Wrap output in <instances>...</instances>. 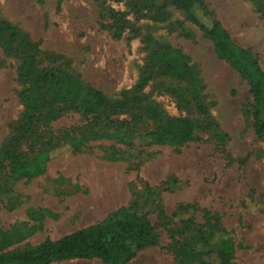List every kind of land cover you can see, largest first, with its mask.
I'll use <instances>...</instances> for the list:
<instances>
[{
	"label": "rangeland",
	"instance_id": "obj_1",
	"mask_svg": "<svg viewBox=\"0 0 264 264\" xmlns=\"http://www.w3.org/2000/svg\"><path fill=\"white\" fill-rule=\"evenodd\" d=\"M204 3L264 70V7L253 0ZM0 23L18 33L9 45L0 35V251L56 240L123 206L159 237L123 264H191L199 228H208L202 226L207 210L233 231L234 264H264V137L255 136L245 113L252 102L248 85L181 10L166 0H0ZM33 44L39 69L68 70L114 101L135 93V101L157 107L163 121L189 117L205 128L181 145L137 138L132 146L103 139L79 151L59 148L43 173L14 179L11 158L2 152L31 155L36 149L21 133L29 83L20 73ZM159 47L179 50L194 80L179 79L154 61ZM75 122L77 115L68 114L52 126ZM109 183L122 195L111 204L103 199ZM181 203L197 209L177 216Z\"/></svg>",
	"mask_w": 264,
	"mask_h": 264
},
{
	"label": "trees",
	"instance_id": "obj_2",
	"mask_svg": "<svg viewBox=\"0 0 264 264\" xmlns=\"http://www.w3.org/2000/svg\"><path fill=\"white\" fill-rule=\"evenodd\" d=\"M253 1L264 7L263 0ZM166 2L181 10L187 20L203 31L212 42L216 55L226 60L246 81L252 102L245 113L251 117L255 136L264 137V70L257 56L250 48L231 39L204 0ZM0 35L8 37L6 43L9 45L18 33L10 25L0 23ZM116 36H120L119 31ZM36 51L37 45L33 44L20 73L29 83L27 93L23 95L26 111L21 133L27 141L31 140V144L36 145V149L31 155L22 152L9 155V149L2 152L11 158L9 173L14 179H29L43 173L53 152L59 148L79 151L87 147L90 141L103 139L132 146L137 138L148 144L181 145L192 141L198 129L205 128L189 117L163 121L158 108L135 101L139 100L135 93H121V100L114 101L68 70L39 69L35 66ZM151 56L177 78L194 80L186 57L179 50L159 47ZM145 80L142 79V84ZM137 105L139 111L135 113ZM68 114L77 115V122L53 128V122ZM148 120L151 126H137L138 121ZM27 133H31L33 138ZM196 209L194 204L181 203L176 207L175 214L181 217L184 212L192 213ZM161 216L167 217L163 212ZM203 219L205 223L202 226L208 228H199L201 233L195 242L197 246L192 248L194 262L191 264H234L233 231L219 223L218 213L203 210ZM187 221L192 222L191 219ZM188 225L186 228L190 229ZM158 238L157 231L147 220L122 206L110 212L102 222L80 228L56 240L46 239L36 245L0 251V264H50L88 258H98L107 264H123L138 251L157 244Z\"/></svg>",
	"mask_w": 264,
	"mask_h": 264
},
{
	"label": "bare ground",
	"instance_id": "obj_3",
	"mask_svg": "<svg viewBox=\"0 0 264 264\" xmlns=\"http://www.w3.org/2000/svg\"><path fill=\"white\" fill-rule=\"evenodd\" d=\"M121 196L122 195H121L120 188L118 189L114 183H109V188L106 191V193L104 194L103 199L106 203L111 204V203H115L117 201V199L120 198Z\"/></svg>",
	"mask_w": 264,
	"mask_h": 264
}]
</instances>
